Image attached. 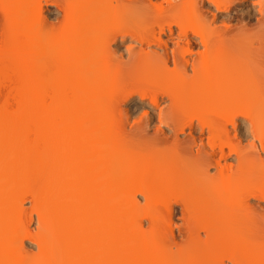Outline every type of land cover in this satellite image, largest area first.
I'll return each instance as SVG.
<instances>
[{
    "label": "bare ground",
    "instance_id": "obj_1",
    "mask_svg": "<svg viewBox=\"0 0 264 264\" xmlns=\"http://www.w3.org/2000/svg\"><path fill=\"white\" fill-rule=\"evenodd\" d=\"M0 11V264H264V0Z\"/></svg>",
    "mask_w": 264,
    "mask_h": 264
},
{
    "label": "rangeland",
    "instance_id": "obj_2",
    "mask_svg": "<svg viewBox=\"0 0 264 264\" xmlns=\"http://www.w3.org/2000/svg\"><path fill=\"white\" fill-rule=\"evenodd\" d=\"M46 7V8H45ZM54 6H44V17L46 18V20H47V22H49L50 24L51 23H53V25H55L54 23H56V22H58L59 20L61 21V19L62 18H60V16H62V13L60 14V11H58V10H54V8H53ZM242 13H246L247 11H250V8H243L242 9ZM63 17V16H62ZM48 18V19H47ZM60 18V19H59ZM57 19V20H56ZM3 20H4V16H3V13H2V11H0V32H1V28H2V23H3ZM59 21V22H60ZM56 25H57V23H56ZM128 42L129 41H126V42H122L120 45L119 44H116V45H113V47L114 48H117L119 51H124V50H121V49H123V47H125L127 44H128ZM119 45V46H118ZM137 100H138V98H134L133 100H131L130 102H128V104H126V107H125V105L123 106L122 105V107L123 108H127L128 109V112L130 111V110H132V111H130L129 113H128V115H129V119H128V121H126V128L128 129L129 127H131L132 125H134V124H136L139 120H140V117L144 114V113H150L151 111L149 110V109H146L147 107H145V105L147 104V100L146 101H143L141 104H137L136 102H137ZM136 103V104H135ZM146 103V104H145ZM133 104H135V106L133 105ZM134 106V108H133V106ZM136 107V108H135ZM130 108V109H129ZM144 108V109H143ZM146 110H147V112H146ZM157 113V109L155 110V109H153L152 110V112H151V114H149V116H148V118H149V121H148V124H149V127H148V133L150 132V133H152V130H153V126L155 125V126H157L156 124H157V118H156V114ZM145 115V114H144ZM143 117V116H142ZM156 123V124H155ZM153 127V128H152ZM162 129L164 130L165 128H163L162 127ZM165 132H166V134L168 133L169 134V130H167V129H165L164 130ZM149 133V134H150ZM183 137V135H181V136H179V138H182ZM151 138V137H150ZM149 137H148V139H150ZM147 139V140H148ZM149 141V140H148ZM147 141V142H148ZM146 143V142H145ZM176 210H177V212H175V214H174V222H176V225H178V224H180V220L179 219H177L178 217H179V212H178V210H179V208H177L176 207ZM145 225H147V223L145 224ZM33 227V226H32ZM144 228H146V227H144ZM174 240H175V238H176V242L178 241H180V236H178V233L176 232L177 231V229H176V227H174ZM25 245H28V243L27 242H25Z\"/></svg>",
    "mask_w": 264,
    "mask_h": 264
}]
</instances>
